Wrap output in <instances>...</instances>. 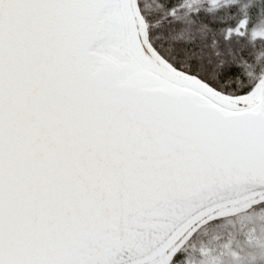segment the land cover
<instances>
[{"label": "snow or ice", "instance_id": "snow-or-ice-1", "mask_svg": "<svg viewBox=\"0 0 264 264\" xmlns=\"http://www.w3.org/2000/svg\"><path fill=\"white\" fill-rule=\"evenodd\" d=\"M237 201L264 209V0H0V264H264L226 255Z\"/></svg>", "mask_w": 264, "mask_h": 264}, {"label": "trees", "instance_id": "trees-1", "mask_svg": "<svg viewBox=\"0 0 264 264\" xmlns=\"http://www.w3.org/2000/svg\"><path fill=\"white\" fill-rule=\"evenodd\" d=\"M225 234H230L227 237L228 242L237 249V251L226 253L230 257L239 259L238 253H245L248 257H252L255 252L264 253V209L259 212L243 211L232 215L221 229L220 235ZM216 239H219V236L214 237L211 242L213 248L216 246ZM247 249H252L253 252H247ZM206 255L207 264H235L234 260L222 261L211 253H206ZM249 264H252L251 259H249Z\"/></svg>", "mask_w": 264, "mask_h": 264}, {"label": "bare ground", "instance_id": "bare-ground-1", "mask_svg": "<svg viewBox=\"0 0 264 264\" xmlns=\"http://www.w3.org/2000/svg\"><path fill=\"white\" fill-rule=\"evenodd\" d=\"M249 207H251V203L246 202V201H237L236 206L232 210V215L240 211L246 210Z\"/></svg>", "mask_w": 264, "mask_h": 264}, {"label": "rangeland", "instance_id": "rangeland-1", "mask_svg": "<svg viewBox=\"0 0 264 264\" xmlns=\"http://www.w3.org/2000/svg\"><path fill=\"white\" fill-rule=\"evenodd\" d=\"M243 211H246V210H243ZM243 211H240V212H243ZM240 212H238V213H240ZM238 213H236V214H238ZM233 215H235V214H233Z\"/></svg>", "mask_w": 264, "mask_h": 264}]
</instances>
